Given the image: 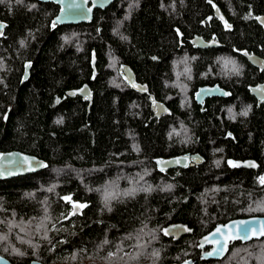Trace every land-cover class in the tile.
Segmentation results:
<instances>
[{"label": "trees", "instance_id": "1", "mask_svg": "<svg viewBox=\"0 0 264 264\" xmlns=\"http://www.w3.org/2000/svg\"><path fill=\"white\" fill-rule=\"evenodd\" d=\"M229 3L233 28L213 31L224 47L202 50L190 39L210 34L207 0H114L96 8L91 22L64 25L51 24L55 3L0 0L7 23L0 37V152L19 149L46 160L41 170L0 179L2 255L16 263L165 264L197 257L199 237L216 223L264 214V183L253 169L227 162L229 155L250 156L264 165V106L229 111L228 97L209 99L202 110L194 100L197 86L229 65L215 56L240 49L264 55L253 19L264 0ZM121 64L169 115L156 122L148 96L130 87ZM83 83L93 91L89 109L65 93ZM231 116L250 133L238 126L230 150L229 141L224 150H209L218 142L201 136L193 122ZM185 149L201 151L205 160L156 168L155 157ZM172 222L193 231L168 237L162 230ZM194 264H264V237L233 241L222 258Z\"/></svg>", "mask_w": 264, "mask_h": 264}, {"label": "water", "instance_id": "2", "mask_svg": "<svg viewBox=\"0 0 264 264\" xmlns=\"http://www.w3.org/2000/svg\"><path fill=\"white\" fill-rule=\"evenodd\" d=\"M40 2H52L58 5L59 10L54 16L51 24H78L89 23L93 19V12L96 8L105 9L114 0H38ZM218 17L224 18L220 8L215 9ZM259 21L264 23V15L259 17ZM7 23L0 19V37L4 34ZM190 42L194 47L207 48L212 46H220L221 44L214 41H206L200 35H194ZM242 54L247 56L248 60L255 66L260 67L264 60L256 54H248L242 51ZM95 57H93V72L96 74ZM30 66L25 65L22 79H27L29 75ZM119 72L123 74L124 79L130 87L139 92L146 94L150 102V109L153 117L159 119L163 115H169L171 111L165 103L155 98L154 94L149 91L147 83L140 82L136 78L134 70L127 64H121ZM67 96H80L83 101L88 103L89 109L92 99L93 91L88 83H83L81 86L65 91ZM264 85L260 90L251 88V94L258 99L264 98ZM214 96H228V93L214 86H201L195 93V101L198 104L206 98ZM199 156L198 154L178 153L167 156L155 157L156 168L160 171H166L171 168L184 167L189 163L192 156ZM257 162L253 158H246L237 163V166L257 167ZM46 166V160L29 152L19 149H10L0 152V179H8L18 175H24L43 169ZM79 204H74L73 213L78 212ZM163 233L178 239L182 235L192 233L193 227L184 222H172L164 226ZM264 237V214H253L248 216H237L230 218L224 222H218L206 233L202 234L197 243V247L201 250L197 257H190L180 261H172L165 264H194L197 259H220L225 256L231 242L240 240L242 242L252 239ZM0 264H46L39 260H31L28 263H16L9 260L0 253Z\"/></svg>", "mask_w": 264, "mask_h": 264}, {"label": "flooded vegetation", "instance_id": "3", "mask_svg": "<svg viewBox=\"0 0 264 264\" xmlns=\"http://www.w3.org/2000/svg\"><path fill=\"white\" fill-rule=\"evenodd\" d=\"M207 2L208 4H210V8H211L210 15L206 19L207 22H210V27H209L210 34L209 35L195 34V35L202 36L206 41L214 40L221 44L222 42L219 41V38L217 37V33L213 31L216 30L217 25L218 27L221 28L222 32L231 31V29L233 28V17L235 13L233 12L231 6H229L230 4L229 0L219 1L220 3H216L214 0H207ZM217 7L220 8V11L224 18L218 17L216 15L215 9ZM263 15H264V11L253 17V19L257 24V26L260 28L264 38V23L259 21V17ZM202 26H204L203 23ZM190 44L192 45L193 48L202 49V50H206L209 48L214 49L218 47H224L222 46L223 43L220 46H212L207 48H197L194 47L191 42ZM242 51H246L248 54H256L264 60V55L256 53L255 51H249L247 49L233 50V52H236L237 55H233L232 54L233 52L229 50V55H224L219 57L215 56L213 60H218L221 63H226L229 65L220 67L222 68V71L218 72L217 75L212 74V79L214 81L210 83H204L198 85L196 90L194 91V100H195V93L197 92V90L201 86H205V85L208 86L218 85L219 88L225 90L228 93V96L226 97L214 96L211 98H206L202 102V104L197 103L202 110L207 100L214 98H228V97H229V111L233 109H239V110H243L246 113L248 111L253 110L254 108L257 109L260 108L261 106H264V98L258 99L255 95L251 94V88H257L258 90H260L264 85V63L260 67L253 65L248 60L247 56L242 54ZM225 68L227 69L225 70ZM172 84H173V79L171 82H167V85L170 87H172ZM179 84L182 86L186 84V80L184 76H181L179 78ZM244 92L247 94V97H245L241 103H234L233 97L235 95H240L241 93L244 94ZM156 122H158V119ZM193 123L198 125L197 131L201 136L203 134L205 136H208L209 139L212 140V142L214 141L218 142L216 145H215L216 142L214 144L211 143L212 145H209L208 149L211 151H215V150L221 151L224 150V148L226 149L227 141H229V150H230L232 147L231 143L237 142L239 139L238 135L240 134V130L237 128L238 126H242V130H244L245 132L249 131L245 121L235 120L233 119V117L229 118V120H205V121H195ZM249 133L250 131L248 132V134ZM193 147H195V145ZM178 153H189V154L199 155V156H195V155L192 156L189 159V163L186 166L198 165L205 160V156L201 153V151L197 149H185L183 152H178ZM246 158L255 159L256 162L258 163L257 167L237 166V163L239 161H242ZM227 162L231 164V166L253 169L256 172L260 181L261 178L264 177V168H263L264 165L262 164L261 167L260 162L254 157L245 156L243 158H237V157H233L232 155L231 156L229 155V157L227 158ZM259 167L261 168V170ZM176 168H180V167H176ZM171 169H175V168H171Z\"/></svg>", "mask_w": 264, "mask_h": 264}, {"label": "snow or ice", "instance_id": "4", "mask_svg": "<svg viewBox=\"0 0 264 264\" xmlns=\"http://www.w3.org/2000/svg\"><path fill=\"white\" fill-rule=\"evenodd\" d=\"M261 182L264 183V177L261 178ZM81 207H83V206L81 205Z\"/></svg>", "mask_w": 264, "mask_h": 264}]
</instances>
